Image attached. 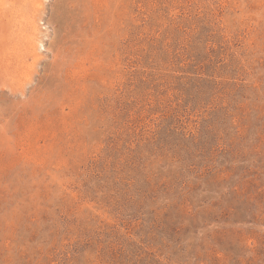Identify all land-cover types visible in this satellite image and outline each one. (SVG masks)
<instances>
[{"label":"rangeland","instance_id":"374dc122","mask_svg":"<svg viewBox=\"0 0 264 264\" xmlns=\"http://www.w3.org/2000/svg\"><path fill=\"white\" fill-rule=\"evenodd\" d=\"M0 264H264V0H0Z\"/></svg>","mask_w":264,"mask_h":264}]
</instances>
